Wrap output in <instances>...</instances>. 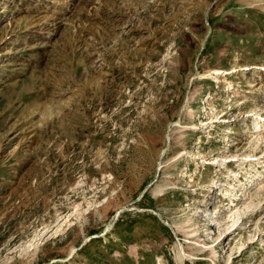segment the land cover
<instances>
[{
    "label": "rangeland",
    "instance_id": "obj_1",
    "mask_svg": "<svg viewBox=\"0 0 264 264\" xmlns=\"http://www.w3.org/2000/svg\"><path fill=\"white\" fill-rule=\"evenodd\" d=\"M0 264H264V0H0Z\"/></svg>",
    "mask_w": 264,
    "mask_h": 264
},
{
    "label": "bare ground",
    "instance_id": "obj_2",
    "mask_svg": "<svg viewBox=\"0 0 264 264\" xmlns=\"http://www.w3.org/2000/svg\"><path fill=\"white\" fill-rule=\"evenodd\" d=\"M216 206H217V208L219 209V212L217 213V216H215V214H214V216H212L213 215V213L211 214V219L213 220V222L216 224V223H218L217 221H219L220 220V215H221V213H222V210H221V208H220V203H219V201L216 203ZM240 213V212H239ZM245 213V212H244ZM237 221V220H236ZM223 222L220 220L219 221V224H222ZM226 223V222H225Z\"/></svg>",
    "mask_w": 264,
    "mask_h": 264
}]
</instances>
